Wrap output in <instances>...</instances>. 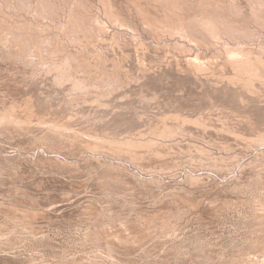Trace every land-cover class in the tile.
Wrapping results in <instances>:
<instances>
[{
  "label": "rangeland",
  "instance_id": "obj_1",
  "mask_svg": "<svg viewBox=\"0 0 264 264\" xmlns=\"http://www.w3.org/2000/svg\"><path fill=\"white\" fill-rule=\"evenodd\" d=\"M0 264H264V0H0Z\"/></svg>",
  "mask_w": 264,
  "mask_h": 264
},
{
  "label": "bare ground",
  "instance_id": "obj_2",
  "mask_svg": "<svg viewBox=\"0 0 264 264\" xmlns=\"http://www.w3.org/2000/svg\"><path fill=\"white\" fill-rule=\"evenodd\" d=\"M189 42H190V41H189ZM201 62H202V61H201ZM253 67H254V66H253ZM208 77H209V76H208ZM233 77H234V76H233ZM237 77H238V76H237ZM236 79H237V78H236ZM236 79H235V80H236ZM150 81H151V80H150ZM238 81H239V80H238ZM152 82H153V81H152ZM124 226H125V225H124ZM119 230H120V229H119ZM125 237H126V236H125Z\"/></svg>",
  "mask_w": 264,
  "mask_h": 264
}]
</instances>
